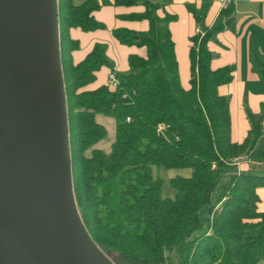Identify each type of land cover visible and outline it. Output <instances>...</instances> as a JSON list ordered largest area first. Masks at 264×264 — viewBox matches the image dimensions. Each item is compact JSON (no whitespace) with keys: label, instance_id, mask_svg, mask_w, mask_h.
I'll use <instances>...</instances> for the list:
<instances>
[{"label":"trees","instance_id":"trees-1","mask_svg":"<svg viewBox=\"0 0 264 264\" xmlns=\"http://www.w3.org/2000/svg\"><path fill=\"white\" fill-rule=\"evenodd\" d=\"M59 1L75 192L94 241L116 264H252L244 258L245 250L264 258L260 246L264 219L244 221V213L256 207V190L264 186V173L231 175L223 185L221 204L213 208L211 228L192 235L205 193L222 180L231 160L246 154L264 161L260 119L250 115L252 134L244 143L231 138L230 103L219 87L233 79L234 66L212 68L213 53L208 47L220 26L193 36L191 88L185 89L169 27L174 15L161 17L151 0H115L145 4L143 12L127 17L147 18V31L118 27L113 33L122 43L146 46L147 55H129L130 72L119 77V89L108 84L90 89L98 70L111 64L107 45L96 42L76 62L72 52L80 41L69 31L105 27L94 15L101 3ZM189 8L201 22L208 2L201 10L194 5ZM260 65L264 72V63ZM98 113L115 118L116 138L110 154L94 148L87 156L107 136V128L96 119ZM154 167L191 168L193 172L173 178L176 194L163 198V179L156 176Z\"/></svg>","mask_w":264,"mask_h":264},{"label":"water","instance_id":"water-1","mask_svg":"<svg viewBox=\"0 0 264 264\" xmlns=\"http://www.w3.org/2000/svg\"><path fill=\"white\" fill-rule=\"evenodd\" d=\"M0 264H116L76 197L59 0H0Z\"/></svg>","mask_w":264,"mask_h":264},{"label":"crops","instance_id":"crops-1","mask_svg":"<svg viewBox=\"0 0 264 264\" xmlns=\"http://www.w3.org/2000/svg\"><path fill=\"white\" fill-rule=\"evenodd\" d=\"M99 1L101 7L94 15L105 23V27L94 30L72 27L69 31L73 38L80 41V46L72 52L76 62L81 61L96 42L107 45L111 64L98 70L97 79L89 85L90 89L107 84L112 65L118 67L119 77L130 72V54L147 55L146 46L122 43L113 30L126 27L145 32L150 27L147 18L127 17L128 14L143 12L146 6L142 2L127 5L118 4L115 0ZM151 1L157 3L156 11L161 17L174 15L169 27L174 40L181 83L185 89L191 88L190 52L198 26L205 31L207 28L212 30L215 26H220L208 41V47L213 53L211 67L217 69L227 65L234 66L233 79L221 84L219 92L229 99L232 141L244 143L252 134L251 114L260 119L264 127V72L260 65L261 62L264 63V0H234L225 3L221 0ZM206 1L208 8L204 20L200 22L189 5L201 10ZM253 166L249 160H241L237 164L230 163L228 180L235 173H264L261 167ZM256 192L259 199L252 212L244 213L246 222H259L264 219V186L258 187ZM260 246L264 249V242H261ZM244 258L252 264H264V258L255 256L250 250L244 251Z\"/></svg>","mask_w":264,"mask_h":264},{"label":"rangeland","instance_id":"rangeland-1","mask_svg":"<svg viewBox=\"0 0 264 264\" xmlns=\"http://www.w3.org/2000/svg\"><path fill=\"white\" fill-rule=\"evenodd\" d=\"M196 48H198V43H196ZM96 119L98 122L102 123L107 128V136L98 143H96L94 146H92L86 152L87 156L91 155V151L94 148L103 150L105 154H110L112 150V144L116 138V120L114 117L98 113ZM254 161L262 162L260 160H255V159ZM252 164L255 165L254 163ZM256 166L261 167L262 165H256ZM154 169L158 173L156 174V176H159L163 179L162 193H161L163 198H173L175 196L176 189L172 186L173 178L178 176L189 177L193 172L191 168L154 167ZM229 169L230 168L228 167L224 172L222 176V180L218 184L210 186L209 190L205 193L202 202V209L195 220L194 227L192 229V235H198L200 233L206 232L211 227L213 211H214L213 208L219 203L223 185L228 181Z\"/></svg>","mask_w":264,"mask_h":264},{"label":"built area","instance_id":"built-area-1","mask_svg":"<svg viewBox=\"0 0 264 264\" xmlns=\"http://www.w3.org/2000/svg\"><path fill=\"white\" fill-rule=\"evenodd\" d=\"M222 2H232L234 0H221ZM198 34L200 35H203L205 34V30L201 27V26H198L197 28V32ZM107 84L109 85V87L113 90H116V89H119V85H120V78L118 76V67L116 65H112L111 66V69L109 71V75H108V80H107ZM128 121H130V118L128 117L127 118ZM162 128L163 127H160V129L158 131H162ZM243 161V160H249L250 162L254 163L255 165H264V161L262 162H256L254 161V159L250 158L248 155H242V156H237V157H234L230 163H233V164H237L239 163L240 161Z\"/></svg>","mask_w":264,"mask_h":264}]
</instances>
